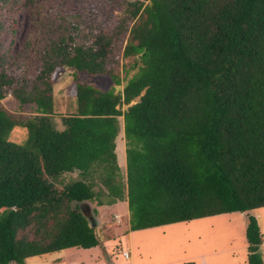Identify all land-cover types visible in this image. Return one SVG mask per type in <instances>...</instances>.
<instances>
[{
    "label": "trees",
    "instance_id": "16d2710c",
    "mask_svg": "<svg viewBox=\"0 0 264 264\" xmlns=\"http://www.w3.org/2000/svg\"><path fill=\"white\" fill-rule=\"evenodd\" d=\"M34 1L0 0V30L3 13L14 29ZM108 1L123 8L116 27L67 22L44 43L33 78L8 72L0 54V264L100 245L87 204L123 201L132 231L246 214L248 264H264L255 215L264 207V0ZM122 36L134 70L123 78ZM60 68L105 73L114 85L78 82L75 110L58 121ZM8 94L31 114L1 105ZM15 126L28 131L22 144L8 141ZM122 131L126 168L115 150Z\"/></svg>",
    "mask_w": 264,
    "mask_h": 264
},
{
    "label": "rangeland",
    "instance_id": "374dc122",
    "mask_svg": "<svg viewBox=\"0 0 264 264\" xmlns=\"http://www.w3.org/2000/svg\"><path fill=\"white\" fill-rule=\"evenodd\" d=\"M122 11V7H115L108 0H35L32 4L24 5L17 10L13 20L14 29L10 26L8 13H3L5 25L0 30V54L5 59L8 72L19 77L33 78L42 64L41 49L44 43L55 35L67 33V22L78 19L85 32L94 27L95 32L98 30L109 32L116 27ZM125 43L126 37L122 36L116 49V54L121 57L117 68L121 78L124 77L126 68L129 76L134 73V70L129 68L132 58H122ZM83 81L102 89H109L114 85L111 76L105 73L97 76L84 73L74 76L72 69H58L53 76V94L57 108L55 117L58 121L61 114L75 110L76 85ZM138 99L136 98L133 103ZM1 105L12 112L23 114L32 112L30 105L19 107L17 100L10 94L1 100ZM127 106L123 105L122 109H126ZM27 137L28 131L25 127L15 126L9 134L8 141L22 144ZM87 205L90 209L87 214L94 217L97 223L96 231L102 237L100 245L90 248L73 247L33 258L39 257L41 263L47 261L48 256L57 258L54 263L44 262L45 264H109L111 261L116 262L115 264H131L133 260L122 255L124 250L133 254L128 236L124 240L121 238L127 232V220L122 214L118 213L117 217V213L111 210L96 208L94 203ZM255 215L263 234L259 253L264 261V207L256 210ZM246 222L247 215L236 212L174 222L139 231L134 234L135 263L184 264L183 262L191 260L202 261L204 255L211 250L228 248L232 249L233 256H243L244 263L248 264ZM26 235L32 238L34 232L29 230ZM220 256L222 253H216L211 260L216 262ZM226 264H232V261Z\"/></svg>",
    "mask_w": 264,
    "mask_h": 264
},
{
    "label": "crops",
    "instance_id": "0c3cea01",
    "mask_svg": "<svg viewBox=\"0 0 264 264\" xmlns=\"http://www.w3.org/2000/svg\"><path fill=\"white\" fill-rule=\"evenodd\" d=\"M115 150H116V153H117L119 165L122 168H126V140H125L124 131H122L116 138V149ZM100 208H102V210H104V209L105 210H111L112 212L117 213L116 214L117 217H119L118 213L122 214L124 216V218L127 220L128 229H127V232L121 238L124 240V238H126L128 236V239H129L128 241L131 244V246L133 247V254L131 255V253L128 252L129 253V258H131L133 260V262H131V264H136L135 263L136 260H135V256H134V248H135V237H134V234H136L139 231H144V230L149 229V228L136 230V231L129 230L130 223H129V209H128L127 201L118 202V203L113 204V205L102 206ZM124 213H125V215H124ZM245 226H246V224H245ZM151 228H153V227H151ZM109 243H113V241H109ZM64 250H66V249H63V250L58 251V252H62ZM139 251H140V249H138V252ZM231 252H232V249L230 250L228 248L220 249V250H211V251H209L208 253H206L204 255V257L201 259L202 261H198V260H191V261L193 262V264H216V262L219 263V264H226L227 262H230V261H232V264H245L244 261H243V256H241V255L233 256V254ZM54 253H56V252H54ZM216 253H222V256H220L218 259H216V262H215V261H212L213 260L212 257ZM46 254L49 255V253H46ZM35 256H38V255H35ZM35 256L28 257L26 259V264H45V263H51L53 261L55 262V260L57 259V258L54 259V257H52V256H48L47 257V261H44L45 263L44 262L41 263V259H39V257L38 258H33ZM44 256H47V255H44ZM211 258H212V260H211ZM183 263H185V262H183Z\"/></svg>",
    "mask_w": 264,
    "mask_h": 264
},
{
    "label": "water",
    "instance_id": "95a60500",
    "mask_svg": "<svg viewBox=\"0 0 264 264\" xmlns=\"http://www.w3.org/2000/svg\"><path fill=\"white\" fill-rule=\"evenodd\" d=\"M89 210L90 209H88L87 211L90 212ZM89 219L91 221V225L95 227L97 225V223H96L94 217L93 216H89ZM109 264H114V263L111 261V262H109Z\"/></svg>",
    "mask_w": 264,
    "mask_h": 264
},
{
    "label": "built area",
    "instance_id": "2783aa9c",
    "mask_svg": "<svg viewBox=\"0 0 264 264\" xmlns=\"http://www.w3.org/2000/svg\"><path fill=\"white\" fill-rule=\"evenodd\" d=\"M122 254H123V256H124L125 258H128V257H129V253H128V251H123Z\"/></svg>",
    "mask_w": 264,
    "mask_h": 264
}]
</instances>
